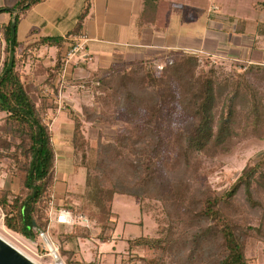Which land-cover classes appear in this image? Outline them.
<instances>
[{
    "label": "trees",
    "instance_id": "16d2710c",
    "mask_svg": "<svg viewBox=\"0 0 264 264\" xmlns=\"http://www.w3.org/2000/svg\"><path fill=\"white\" fill-rule=\"evenodd\" d=\"M42 1L3 0L0 6V13L11 15L0 25L6 52L0 69V113L4 114L0 161L11 176L23 172L16 189L0 188V213L8 230L32 240L49 224L56 152L52 132L41 117L45 101L37 89H26L21 78L19 64L26 59L29 46L17 52L16 31L19 13ZM42 45L58 48L52 78L60 63L63 38L42 36L32 44ZM171 60L126 63L107 73H91L81 81L100 108L97 113L82 107L84 120L71 115L72 149L86 170L78 209L99 225L101 237L108 229L109 216H118L111 208L116 194L138 197L141 208L146 200L155 201L165 218V224L159 225L161 234L127 239L130 257L141 251L142 264H165L167 256L181 254L183 248H188L185 264H248V240L254 237L264 243V155L245 165L220 194L196 189L183 174L195 175L200 159L228 152L251 134L264 137L260 95L246 77L248 67L243 72L234 67L218 70L209 57L193 52H178ZM120 119L126 126L115 129L112 143L99 142L95 158L88 162L84 122L117 126ZM175 123L181 126L173 129ZM162 168L183 172L168 177ZM240 191L247 206L258 210L255 222L235 211ZM74 229L66 233L63 244L78 247L80 239L90 237L87 228ZM59 250L67 258L76 251L63 245Z\"/></svg>",
    "mask_w": 264,
    "mask_h": 264
},
{
    "label": "rangeland",
    "instance_id": "374dc122",
    "mask_svg": "<svg viewBox=\"0 0 264 264\" xmlns=\"http://www.w3.org/2000/svg\"><path fill=\"white\" fill-rule=\"evenodd\" d=\"M262 1L264 0H184L181 7L184 13H189L191 16V18H185L184 16V31L188 32L191 30L193 33L199 32V38L204 36L202 34V26L206 15L205 13L209 11L212 13L215 12L211 9L214 5L220 7L221 16L226 18L228 15L244 16L248 19L249 24L253 25L252 20L259 18V14L263 15V12H260ZM257 2H259L258 6H254ZM3 3V0H0V6ZM15 11L19 12L17 10ZM10 18L11 15L8 12L0 13V20L2 22H7ZM233 20L234 23L230 22L231 25L236 24L237 19L233 18ZM4 46L5 43L0 32V69L6 56ZM50 51L54 52V49L50 48ZM17 52L20 54L18 50ZM34 59H36L35 56L28 52L26 59L21 63L22 65L19 64L22 81L28 90L31 84L28 82L29 74L27 71L32 66H30V61L31 63L32 61L36 63ZM210 60L215 63L218 70H220L219 67L225 71H230V68H232L230 65L221 64L211 58ZM166 61L167 63L172 62V60ZM50 68L51 66L42 70V72L46 71L48 74L45 81H48L50 78ZM235 69L240 72L245 71ZM245 74L248 81L258 90L261 98L259 105L264 108V74L261 73L260 76H255L250 75L249 71L247 73L245 72ZM112 77L113 74L108 78ZM74 92L77 100L72 103L75 107L70 104L69 97L66 108L58 114L57 120L52 127V141L56 152L55 177L58 178H56V182L58 181V190L61 193L58 200L54 197V202L56 207L70 209L73 214L83 213L87 217L83 210L78 209L84 192L86 170L83 167V162L79 154L72 149V130L68 127L71 126V123L73 125L71 116L73 113L80 115L82 120H84L85 113H81L83 111L82 107L89 109V112L94 111L98 113L100 105L90 91L82 94L77 88H74ZM71 106L75 108L74 111ZM53 110L54 108L52 112ZM3 115V113H0V123ZM41 117L43 123L47 125L49 120L44 116ZM102 126L98 120L93 123L84 122V136L88 141V162L95 158L98 143H112L115 129L117 127L121 129L126 124L120 119L117 126ZM180 126L181 123H175L173 129H177ZM262 155H264V137L259 138L251 134L247 138L235 142L228 152L200 159L199 168L195 175L192 173L183 175L187 177L186 179L190 180V183L196 189H211L209 192L220 194L229 188L245 165L254 163ZM60 156L63 157L61 160H59ZM161 172L168 177H174L178 174L180 175L183 170L178 168L175 171L166 172L162 168ZM21 177H23V172L21 171L18 172L17 176H11L6 169V164L0 161V188L16 189ZM156 205L157 203L155 201L146 200L142 203L143 208H141L138 197L127 194H116L111 203L112 211L118 215L116 219L115 217L109 216L108 229L100 237L98 234L100 231L99 225H96L94 221L87 217L91 223V228H87L91 231L90 237L88 239H80L78 247L71 244L68 245L67 243L63 244V242L67 241L65 238L66 233H69L72 229L75 230V227H80L81 225L79 223H74L73 225L57 224L50 221L48 215L49 224L46 229L50 239L58 247V250L61 245L76 249L74 255L70 258H67V255L62 254L59 250L61 254L60 259L64 264H142L143 253L141 251H135L134 253L136 255L133 254L130 257L127 250V239L140 235L159 236L161 234L159 232L161 226L159 225L165 224V218L157 211L158 208ZM234 205L235 211L237 208L241 211L242 215H246L245 220L254 219V222L256 221L257 218L255 219V217H258V210L251 209L247 206L241 191L236 195ZM0 237L21 252L30 256L35 262L37 261V264L55 263L52 257L47 254L48 252L42 247V238L40 236L32 240L8 230L3 224L2 213H0ZM187 250L188 248H183L181 254L167 256L165 264H185L184 257L187 254ZM247 256L248 264H264L263 241L254 237L250 238L248 240Z\"/></svg>",
    "mask_w": 264,
    "mask_h": 264
},
{
    "label": "crops",
    "instance_id": "0c3cea01",
    "mask_svg": "<svg viewBox=\"0 0 264 264\" xmlns=\"http://www.w3.org/2000/svg\"><path fill=\"white\" fill-rule=\"evenodd\" d=\"M183 1L43 0L20 12L16 31L20 45L18 51L29 46L28 52L36 58V63L30 61L32 66L27 71L28 82L34 89H39L45 101L42 113H51L58 85L62 81V94L66 101L70 97V104L75 107L72 103L77 100L74 88L82 94L88 92L79 87L84 85L81 81L91 73H107L109 69L126 63L171 60L178 52L207 56L237 69L246 67V70L248 67L250 75L264 74V1L260 11L263 15L254 18L253 25L244 16L223 17L220 7L212 6L215 12L205 13L202 26L204 36L201 38L198 37L199 32L184 31V16H191L184 13L181 7ZM258 3L254 6H258ZM233 18L237 21L231 25L230 22L234 23ZM0 23L5 22L0 20ZM79 30L85 31L90 37L87 51L92 60L68 65L62 81L57 68L52 78L45 81L48 74L42 70L51 66L52 71L58 48L47 45L36 47L32 44L42 36H59L63 38V52L68 46L70 35ZM45 86L51 88V93L44 96L41 88ZM68 128L73 129L72 123ZM62 158L60 156L59 160ZM60 194L58 181H55L53 195L56 200Z\"/></svg>",
    "mask_w": 264,
    "mask_h": 264
},
{
    "label": "built area",
    "instance_id": "2783aa9c",
    "mask_svg": "<svg viewBox=\"0 0 264 264\" xmlns=\"http://www.w3.org/2000/svg\"><path fill=\"white\" fill-rule=\"evenodd\" d=\"M90 40L88 34L79 30L70 35L69 43L66 49L62 52L60 57V63L58 65V77L61 81L65 78L67 74L68 65L74 63H87L92 60L91 55L87 51V45ZM246 67H239L240 70H245ZM57 93L54 97L53 103V112L51 113L44 112L42 116L47 118L49 121L46 126L50 129L56 119V115L58 112L63 111L66 108L67 101L62 94V86L63 81L58 85ZM81 88L84 89V86L81 85ZM50 91V92H49ZM48 93H51V88L45 86L41 88V94L44 96ZM54 195L51 197V201L49 202L48 207V215L50 221H53L57 224L61 225H73L74 223H79L81 226L85 228H91V223L88 218L83 214H73L70 209L64 207H56L54 202ZM39 236L42 238V247L48 252L47 254L52 257L54 260V264H64V262L60 259V254L58 251V247L54 244V242L50 239L48 235L47 229L45 231H40ZM32 259V258H31ZM33 260V259H32ZM37 262V261H36Z\"/></svg>",
    "mask_w": 264,
    "mask_h": 264
},
{
    "label": "water",
    "instance_id": "95a60500",
    "mask_svg": "<svg viewBox=\"0 0 264 264\" xmlns=\"http://www.w3.org/2000/svg\"><path fill=\"white\" fill-rule=\"evenodd\" d=\"M0 264H37L19 249L0 237Z\"/></svg>",
    "mask_w": 264,
    "mask_h": 264
},
{
    "label": "bare ground",
    "instance_id": "6f19581e",
    "mask_svg": "<svg viewBox=\"0 0 264 264\" xmlns=\"http://www.w3.org/2000/svg\"><path fill=\"white\" fill-rule=\"evenodd\" d=\"M25 254V253H24ZM25 255H27V254H25ZM28 256V255H27ZM29 258H31L30 256H28Z\"/></svg>",
    "mask_w": 264,
    "mask_h": 264
}]
</instances>
